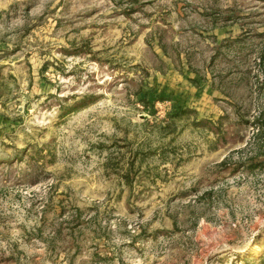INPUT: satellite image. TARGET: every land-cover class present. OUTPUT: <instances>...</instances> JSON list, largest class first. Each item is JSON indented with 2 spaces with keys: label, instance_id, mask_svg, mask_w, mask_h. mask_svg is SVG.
<instances>
[{
  "label": "rangeland",
  "instance_id": "374dc122",
  "mask_svg": "<svg viewBox=\"0 0 264 264\" xmlns=\"http://www.w3.org/2000/svg\"><path fill=\"white\" fill-rule=\"evenodd\" d=\"M264 0H0V264H264Z\"/></svg>",
  "mask_w": 264,
  "mask_h": 264
},
{
  "label": "trees",
  "instance_id": "16d2710c",
  "mask_svg": "<svg viewBox=\"0 0 264 264\" xmlns=\"http://www.w3.org/2000/svg\"><path fill=\"white\" fill-rule=\"evenodd\" d=\"M261 60L264 61V56L261 57ZM254 124L256 127L259 128V131L262 132V129L264 128V114H261L260 116H258Z\"/></svg>",
  "mask_w": 264,
  "mask_h": 264
}]
</instances>
